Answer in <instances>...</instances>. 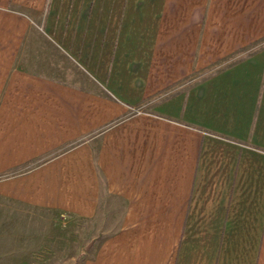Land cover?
Returning a JSON list of instances; mask_svg holds the SVG:
<instances>
[{"label":"crops","instance_id":"crops-1","mask_svg":"<svg viewBox=\"0 0 264 264\" xmlns=\"http://www.w3.org/2000/svg\"><path fill=\"white\" fill-rule=\"evenodd\" d=\"M0 264H264V0H0Z\"/></svg>","mask_w":264,"mask_h":264},{"label":"rangeland","instance_id":"rangeland-1","mask_svg":"<svg viewBox=\"0 0 264 264\" xmlns=\"http://www.w3.org/2000/svg\"><path fill=\"white\" fill-rule=\"evenodd\" d=\"M37 25L39 28L42 27L41 18L38 20ZM113 204L106 203L103 209L102 221L98 223L95 222H69L65 217L60 216L56 217L55 224L57 225L54 229L56 232L57 238L59 239L56 249L66 250L67 254H74L78 245L82 242V254L78 256V259H81L86 253L84 251L85 244L92 240V237L95 236L96 232L104 231L108 228V223L114 218V211L112 209ZM93 244H95L96 239H93ZM22 246L28 247V244L21 243ZM77 246V247H76Z\"/></svg>","mask_w":264,"mask_h":264}]
</instances>
